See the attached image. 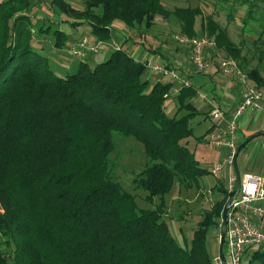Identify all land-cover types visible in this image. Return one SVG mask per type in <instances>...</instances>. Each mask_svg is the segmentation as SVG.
<instances>
[{
    "label": "trees",
    "instance_id": "obj_1",
    "mask_svg": "<svg viewBox=\"0 0 264 264\" xmlns=\"http://www.w3.org/2000/svg\"><path fill=\"white\" fill-rule=\"evenodd\" d=\"M50 2L105 42L113 40L116 23L151 27L157 15L170 14L194 36L202 13L199 7L171 12L162 0H86L83 10L67 0ZM33 6L34 0L0 1V264H214L219 248L211 254L209 237L228 203L224 181L190 245L173 235L165 203L176 180L201 189L210 173L188 147L198 88L174 95L177 109L170 115L166 99L174 82L144 78L150 61L132 54L131 37L116 41L119 48L106 60L93 65L97 52H89L78 57L75 72L58 76L31 36ZM252 11L253 5L245 22ZM201 26L219 50L246 67L243 47L227 28L212 16ZM39 30L50 33L51 25ZM52 34L57 47L64 44L65 31ZM248 76L264 84L258 68ZM115 132L143 143L148 160L133 183L154 204L159 197L153 208H141L115 178ZM243 264H264V252L248 249Z\"/></svg>",
    "mask_w": 264,
    "mask_h": 264
},
{
    "label": "rangeland",
    "instance_id": "obj_2",
    "mask_svg": "<svg viewBox=\"0 0 264 264\" xmlns=\"http://www.w3.org/2000/svg\"><path fill=\"white\" fill-rule=\"evenodd\" d=\"M50 1L34 0V6L31 8L30 13L28 11L30 15L28 20L33 25L28 24V27L32 30L31 36L35 41L36 49H39L42 54L49 57L54 72L58 76L64 77L75 72L79 65V56L72 53L73 45L85 37L92 39L93 34L91 33V27L87 23H74L71 15L59 12V8L57 6L54 8ZM67 1L75 8L80 10L85 9L86 0ZM162 2L166 9L171 12L179 7H199L202 13L197 17L195 30L197 35H206L210 39L214 38L208 36L205 32L203 33L201 25L208 16H212L222 27L227 28L231 38L243 47V55L247 59L246 63H242L246 64V67L245 65L243 67L240 65L243 71L248 74L251 69L258 68L264 75V45L262 44V40L264 39V0H162ZM251 5H253L252 16L250 15L252 18L248 22H245L244 20L249 17ZM120 24L127 33H130L131 38H135L139 43H142L140 45L150 52V55L164 52L175 54V57H177L175 66L178 67L176 70L179 74L181 72L182 75H185L184 68L192 66L190 47L187 43L180 40L182 36H187V34L183 32L181 22L174 14L168 16L157 15L155 23L151 27H147L145 24H138L134 27H129L123 23ZM41 25L44 27L51 25L50 33H42L39 30V26ZM57 29L63 30L66 33L64 44L60 47L56 46V37L55 34H52ZM116 29L115 27L113 29L114 41L121 40L123 37ZM260 35H262L261 38H259ZM213 49L210 48V51H208L211 63H213L215 57ZM101 50L100 54L95 55L91 64L94 65L96 62L106 60L113 51V48H109L105 43ZM216 52L226 54L221 49L218 51L217 46ZM226 58L231 57L227 55ZM158 61L161 62L160 60ZM162 62L166 63L164 60ZM177 63H181L183 69L180 67L181 65H176ZM150 72L148 70L144 78H149L154 82L156 76L150 77ZM192 79L196 86L208 83L207 74H203V72L195 74L191 77ZM173 103L175 105L171 107ZM166 106L167 112L170 115L175 114L177 107L174 95L166 99ZM185 112L183 110L181 114ZM211 124L212 118L205 116L204 112H199L192 120L194 135L189 138L188 143L189 149L195 152L202 166L209 170L212 164H222L225 155L224 152L219 151L217 147L215 148L207 142L205 133ZM114 141L115 150L111 153L110 157L112 163L116 164L113 170L115 178L126 189L136 195L137 203L141 208H153L156 203H159V197L154 198V204L146 198L148 192L143 189L136 190L133 183L134 177L144 169L148 160L143 143L133 136H122L117 132L114 133ZM241 155H243V152ZM211 176L213 175L209 173L201 179V189L196 184L191 187H185L176 180L171 191L165 195L167 220L173 235L181 245L191 244L194 231L202 221L204 212L212 206L216 196H219V194H216L218 189L213 188L214 186L210 184ZM209 189L213 190L212 195L207 193ZM220 234L221 227L213 228L210 231V235L212 236L210 239V252L213 255L219 248ZM224 251H227L226 243Z\"/></svg>",
    "mask_w": 264,
    "mask_h": 264
},
{
    "label": "built area",
    "instance_id": "obj_3",
    "mask_svg": "<svg viewBox=\"0 0 264 264\" xmlns=\"http://www.w3.org/2000/svg\"><path fill=\"white\" fill-rule=\"evenodd\" d=\"M180 40L187 43L192 53V63L196 72H204L211 66L208 51L210 48L216 49L214 39L206 35L188 37L182 36ZM112 48H119L117 42H105L98 38L85 37L72 47V53L79 57H84L89 52H99L105 45ZM150 71L158 79L168 77L174 84L171 94L180 93L183 87L192 86L191 79L180 75L176 68L167 66L157 59H151L149 63ZM222 71L227 77H236L244 85L241 101L226 117L227 124L218 127L208 133V142L214 147H227L228 153L222 160V164H214L210 167V173L214 177H220L226 169L233 167V158L238 148L237 133L239 129V119L241 115L249 109L261 110L264 107V84L257 85L251 82L248 74L238 65L233 58L224 57L221 60ZM250 80V81H249ZM213 119L224 116L221 107L216 106L211 110ZM264 180L254 174H245L242 177L241 189L235 201L230 206L227 213V232L225 252L227 264H243L244 256L248 249H258L264 252V207L261 203L264 199V190L261 188ZM237 178L235 174L228 173L224 182V188L228 193V201L236 191ZM212 189L207 193L212 195ZM214 264H224L218 252L214 256Z\"/></svg>",
    "mask_w": 264,
    "mask_h": 264
},
{
    "label": "crops",
    "instance_id": "obj_4",
    "mask_svg": "<svg viewBox=\"0 0 264 264\" xmlns=\"http://www.w3.org/2000/svg\"><path fill=\"white\" fill-rule=\"evenodd\" d=\"M114 27L117 28L116 31L123 36L121 40H116L117 42L120 43L128 37H131L130 33H127V31L122 28L123 26L120 23L114 24ZM92 38L95 37L92 36ZM111 42H114V40ZM140 44L142 43H139V41H137V39L135 38H130L127 43V46L129 45L130 51L137 58L146 60L152 58V60L157 59L161 62L164 60L165 62L168 61L175 63V60L177 58L175 57V54H169V52H164L150 55V52L146 51L145 48H143ZM101 51L92 54L91 59H93L96 54H100ZM220 52H216V49L214 50V61L216 62L213 61V63H211V66L203 72V74H207L208 83L203 84L202 86L195 85L198 88V91L197 95L192 99L193 103L197 106L199 112H204L205 116H209L212 118V124L208 127L207 131L213 130L218 127L226 126V117L229 116L230 112L241 101L242 93L244 91V85L238 80V78L229 76L227 77V75L223 73L221 68V60L227 55L223 54V52L221 54ZM176 65H181V63H177ZM175 67L176 69L178 68L177 66ZM180 67L183 69L182 65ZM197 73L201 72L195 71L193 63L192 66H187V68H184L185 75H182L180 72L183 77H188L190 79ZM149 74L150 77L155 76L151 72ZM167 80L170 81L169 78H167ZM191 82L194 85L193 79L191 80ZM251 82L253 81L251 80ZM201 91L203 92L201 93ZM174 105V103L171 104V107H174ZM216 106L221 107L225 115L220 118L213 119L211 115V110ZM207 131L205 134H207ZM254 134L256 136H254V138H252L247 143V145L242 148L240 152V155L238 157L239 170L242 177L245 174H254L264 180V107L261 110H246L239 119V129L237 133L238 144L241 145L244 141H246L249 137ZM207 135L205 136L206 139L208 137ZM217 149L225 153L224 157L228 153L227 147H217ZM242 152L243 155H241ZM229 172L231 174H235V169H226L223 174L218 178L211 176V186H214V188L217 189L220 180H223L225 182ZM261 186V188L264 190V183ZM217 194L221 196L219 191L217 192ZM261 203L264 206V199H262ZM262 224L264 225V219L262 221ZM211 237L212 236L210 235L209 238L211 239Z\"/></svg>",
    "mask_w": 264,
    "mask_h": 264
},
{
    "label": "water",
    "instance_id": "obj_5",
    "mask_svg": "<svg viewBox=\"0 0 264 264\" xmlns=\"http://www.w3.org/2000/svg\"><path fill=\"white\" fill-rule=\"evenodd\" d=\"M254 136H256L255 134L252 135L251 137H249L246 141H244L241 145H239V147L237 148V151L234 155L233 158V167L235 169V175L237 178V187H236V191L234 193V195L232 196V198L228 201V203L226 204L224 210H223V217H222V225H221V234H220V243H219V252L220 255L223 259L224 264H227V260H226V256H225V252H224V245H225V239H226V232H227V213L228 210L230 208V206L233 204V202L235 201L237 195L240 192L241 189V183H242V176L239 170V165H238V157L240 155V152L242 150V148L247 145V143L254 138Z\"/></svg>",
    "mask_w": 264,
    "mask_h": 264
}]
</instances>
